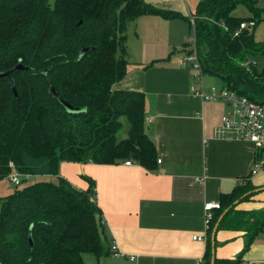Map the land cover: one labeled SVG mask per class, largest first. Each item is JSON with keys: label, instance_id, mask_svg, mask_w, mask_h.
I'll list each match as a JSON object with an SVG mask.
<instances>
[{"label": "trees", "instance_id": "1", "mask_svg": "<svg viewBox=\"0 0 264 264\" xmlns=\"http://www.w3.org/2000/svg\"><path fill=\"white\" fill-rule=\"evenodd\" d=\"M239 5L249 17L232 15ZM262 11L257 0H201L192 27L189 18L144 0H0V73L18 64L26 68L0 78V182L20 176L14 191L0 197V264H85V255L98 264L112 253L105 245L94 181L84 176L88 187L81 190L59 172L64 162H128L155 170L144 94L114 89L130 65L131 23L143 16L187 20L203 76L217 77L223 88L264 105V69L256 70L252 62L264 56V40L254 36L264 23ZM247 22L254 26L239 29ZM50 88L79 111H67L49 95ZM123 121L127 135L119 139ZM46 176L56 181H27ZM243 181L220 196L201 264H211L210 235L226 210L217 232L241 233L243 246L233 258L215 256L214 264H243L254 239L264 233V210L238 209L258 194L249 178Z\"/></svg>", "mask_w": 264, "mask_h": 264}, {"label": "crops", "instance_id": "2", "mask_svg": "<svg viewBox=\"0 0 264 264\" xmlns=\"http://www.w3.org/2000/svg\"><path fill=\"white\" fill-rule=\"evenodd\" d=\"M144 1L185 18L194 14L193 0ZM257 5L263 9L264 19V0H257ZM190 32L185 19L156 16L140 17L127 29L130 65L114 89L144 94L147 134L157 151L155 170L149 172L126 162L60 165V177L76 188L88 187L84 176L95 183L105 245L111 251L115 247L98 264H201L206 250L204 205L219 203L221 195L243 185L244 179L249 178L258 189L264 187V170L250 176L254 145L219 137L226 107L193 97L191 72L168 55L187 44ZM152 62L156 63L143 69ZM208 86L204 85L206 89ZM195 179L201 181L196 183ZM256 193L252 202L243 203L238 209L264 210V190ZM196 236L205 240L196 241ZM216 241L215 254L220 259L237 256L243 246L242 234L231 231H218ZM238 241L241 244H237L236 253H227V248ZM90 261L96 264L95 258ZM243 261L264 264V233L254 239Z\"/></svg>", "mask_w": 264, "mask_h": 264}, {"label": "built area", "instance_id": "3", "mask_svg": "<svg viewBox=\"0 0 264 264\" xmlns=\"http://www.w3.org/2000/svg\"><path fill=\"white\" fill-rule=\"evenodd\" d=\"M195 18L190 16V24L194 26ZM254 22L242 23L239 29L245 27H253ZM188 52L178 60L179 66L186 68L191 72L194 84L190 87V94L205 102H220L226 107L218 128V135L221 138L248 141L255 147V159L250 171V176H255L264 170V105L250 101L249 99L237 95L235 92L221 88L206 89L203 85V74L198 61L195 37L189 39ZM159 162V161H158ZM126 165L130 163L126 162ZM11 165V164H10ZM8 181L14 186L20 184V176L16 173L12 174ZM201 179H195L199 183ZM219 209V203L208 202L204 205L205 212V229L210 227L214 212ZM196 241H204L203 237H194ZM115 247L112 248V252ZM132 259V258H131ZM243 264H250L243 262Z\"/></svg>", "mask_w": 264, "mask_h": 264}, {"label": "rangeland", "instance_id": "4", "mask_svg": "<svg viewBox=\"0 0 264 264\" xmlns=\"http://www.w3.org/2000/svg\"><path fill=\"white\" fill-rule=\"evenodd\" d=\"M201 0H193V5L194 6V10L192 11V13L195 12L196 7L198 5V3ZM262 1V0H261ZM196 3V4H195ZM232 15L237 17L238 19H243V18H247L250 16L248 10L242 6L239 5L237 6L233 11H232ZM190 20V16L188 17ZM131 25V24H130ZM187 25V24H186ZM129 27V26H128ZM254 36L255 39L257 41H262L264 39V23L260 22L256 28L254 29ZM193 38V32H190V36L187 40L192 39ZM183 46H179L176 51H174V53L171 54V52L169 51L168 55H172L171 59H174L175 62H178L180 57H183L185 55V53H183V51L181 50ZM253 64L256 67V70L260 71L264 69V56H256L253 60H252ZM192 83H194V81L192 80ZM203 84L205 85H209V88H215L217 90H220L223 86L222 81L217 78V77H212V76H208V75H204L203 76ZM124 123V128L122 129V131L119 134V139L120 138H125L127 135V123L126 121H123ZM53 178V177H52ZM28 183L31 182H36L38 180H36V177H31L28 180ZM44 181V180H43ZM21 187V186H20ZM15 189V186L10 184L8 180H4L0 182V197H5L8 194H10L11 192H13ZM241 244V241H238V243H233L231 244L228 248H227V253H231V255H233L234 250L236 249L237 244ZM93 256L91 255H85V259L86 262H88L87 264H90V260H93ZM92 263V262H91Z\"/></svg>", "mask_w": 264, "mask_h": 264}, {"label": "water", "instance_id": "5", "mask_svg": "<svg viewBox=\"0 0 264 264\" xmlns=\"http://www.w3.org/2000/svg\"><path fill=\"white\" fill-rule=\"evenodd\" d=\"M84 53V51L81 52V55ZM26 68L22 67L21 64H18L17 66H15L12 70L8 71V72H4V73H0V78L1 77H7L10 75V73L14 70H25ZM13 92L15 93L14 89H13ZM49 95L55 99V100H58L60 102V104L69 112H77L79 110H76V109H73L72 107H70L68 104H66L65 102H63L62 100L58 99L56 93L54 92V90L52 88L49 89ZM264 190V187L262 188H259V189H256L255 192H258V191H262ZM238 203V201L234 202V205H236ZM228 210H226L217 220L212 232H211V235H210V241H211V264H214V260H215V251H216V233H217V230H218V226H219V223L220 221L222 220L223 216L225 215V213L227 212ZM30 244L32 245V241L30 239Z\"/></svg>", "mask_w": 264, "mask_h": 264}]
</instances>
